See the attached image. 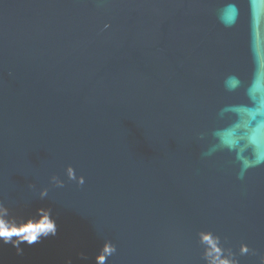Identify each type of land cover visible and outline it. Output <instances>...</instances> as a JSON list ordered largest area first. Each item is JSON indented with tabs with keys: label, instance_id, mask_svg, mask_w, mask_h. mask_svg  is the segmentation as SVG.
Here are the masks:
<instances>
[{
	"label": "water",
	"instance_id": "water-1",
	"mask_svg": "<svg viewBox=\"0 0 264 264\" xmlns=\"http://www.w3.org/2000/svg\"><path fill=\"white\" fill-rule=\"evenodd\" d=\"M224 2L0 0V199L58 225L23 254L0 243V264H96L105 239L108 264H203L208 229L264 253V166L241 180L232 153L202 156L219 111L245 99L223 82L250 78L257 28L264 47L252 0H233L231 27Z\"/></svg>",
	"mask_w": 264,
	"mask_h": 264
},
{
	"label": "clouds",
	"instance_id": "clouds-1",
	"mask_svg": "<svg viewBox=\"0 0 264 264\" xmlns=\"http://www.w3.org/2000/svg\"><path fill=\"white\" fill-rule=\"evenodd\" d=\"M256 23L264 17V0H252ZM238 13V7L233 0H225L221 6L219 18L226 27H231ZM105 29L109 24H105ZM262 33L255 30V45L253 54V71L247 82L239 76L230 75L225 78L223 86L226 92L235 93L243 90L244 101L226 105L218 113V119L223 123L212 130V140L202 156L209 157L216 152L228 151L233 154L235 163L239 166L237 178L243 180L248 170L264 166V47L261 45ZM206 133H201L200 140L206 139ZM69 181L83 186L86 179L77 175L76 169L69 164L65 169ZM50 183L63 188L65 180L58 175L50 178ZM29 187L35 189V184ZM49 195V188L39 190V199L44 200ZM58 225L52 216L50 208L38 207L34 214L23 216L15 214L3 199H0V243L12 244L18 254H23L20 245L26 242L29 246L38 243L42 238L55 236ZM198 242L202 248L203 264H240V257L248 254L259 257V264H264V253L251 248L241 241L238 251L228 245L227 238L211 229L200 230L197 233ZM117 252V246L110 239L104 243L96 255V264H108L109 258ZM81 259L87 257L81 253ZM70 264V262H69Z\"/></svg>",
	"mask_w": 264,
	"mask_h": 264
}]
</instances>
